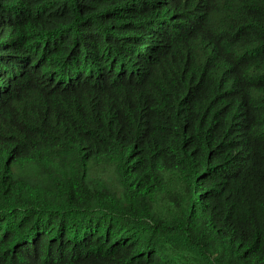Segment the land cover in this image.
<instances>
[{
	"label": "trees",
	"instance_id": "trees-1",
	"mask_svg": "<svg viewBox=\"0 0 264 264\" xmlns=\"http://www.w3.org/2000/svg\"><path fill=\"white\" fill-rule=\"evenodd\" d=\"M0 264H264V0H0Z\"/></svg>",
	"mask_w": 264,
	"mask_h": 264
}]
</instances>
